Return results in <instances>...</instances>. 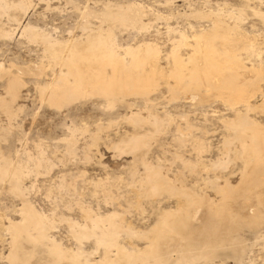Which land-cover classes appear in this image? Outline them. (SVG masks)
Masks as SVG:
<instances>
[{
    "label": "rangeland",
    "instance_id": "374dc122",
    "mask_svg": "<svg viewBox=\"0 0 264 264\" xmlns=\"http://www.w3.org/2000/svg\"><path fill=\"white\" fill-rule=\"evenodd\" d=\"M7 1L15 4L25 2L28 8L26 13L9 11L0 15V72H3V77L0 76V98L12 107L8 114L0 105V158L26 165V173L20 180L23 196L12 193L9 182L0 180V264H10L11 232L6 227L9 221L20 222L23 202L52 220L53 227L48 233L67 249H77L68 221L84 225L85 213L89 211L93 217L116 212L120 218L117 217L115 223L122 222L134 231L147 232L149 241L144 236L129 237L124 233L120 237L126 246L131 240L134 246L143 249L156 236L150 231L159 221L161 211L174 207L177 200L165 192L160 196H145L146 188L142 181L146 177V166L160 169L163 177L173 182L177 189L185 185L189 190L205 193L215 200H219L221 195L208 184L214 177H219L221 186L225 179L232 187L238 185L244 168L241 143L234 140L235 131L221 121L222 118L235 119L234 113L223 100H219L221 98L212 97L203 87L193 91L197 94L194 101L187 91L176 89L174 79L168 77L174 66L170 52L181 34L187 36V40L189 37L188 42H191L195 32L211 28L209 18L201 20L196 15L242 12L240 27L262 48L257 59L253 55L254 59L247 60L241 52L242 61L249 66V61L263 59L264 21L253 11L264 14V0ZM133 5L143 10L141 20L146 26L142 30L101 20L106 11L115 13L118 8ZM84 12L91 16H83ZM224 18L233 24L227 16ZM19 23L59 42L74 36L81 42L89 33L101 29L106 35L109 30L121 54L126 47L153 44L159 51L161 76L154 78L156 83L145 97L130 94L111 103L101 94H85L61 103L59 107L42 102L39 89L50 77L53 56L62 49L56 47L57 52L41 40L31 41L22 36ZM83 27L87 28L83 30ZM3 32L10 36H3ZM83 47L81 45L77 49ZM186 47L179 50L185 61L192 52ZM36 67L47 69L44 76L28 73V69L34 68L35 71ZM13 76L18 80V98L10 104L12 99L6 92L8 81ZM260 86L264 90V82H260ZM145 98L150 100L149 103ZM255 100L257 104L254 101L253 105H258V99ZM234 107L242 108L240 104ZM131 114H138L142 120L132 119ZM248 115L264 126V112L257 110ZM154 116L160 120L158 127L153 124ZM134 135L147 142L146 145L135 152L123 149ZM226 138L229 142L231 138V144L225 141ZM219 158L228 162L225 168L216 169L214 163ZM35 160H41V167L34 165ZM239 197L231 200V210L243 214H235L239 217H234L237 222L222 229L219 243L230 244H213L216 251L210 264H264V205L258 209L260 213L255 218L249 217L245 209L240 211L238 208L242 202ZM23 244H28L27 249L35 250L32 264L47 263L43 245L33 248L27 242ZM82 245L84 250L92 252L93 261L100 260L103 250L101 247L95 250L93 240L84 239ZM195 245L196 253L204 247V244ZM195 264L208 263L198 260Z\"/></svg>",
    "mask_w": 264,
    "mask_h": 264
},
{
    "label": "bare ground",
    "instance_id": "6f19581e",
    "mask_svg": "<svg viewBox=\"0 0 264 264\" xmlns=\"http://www.w3.org/2000/svg\"><path fill=\"white\" fill-rule=\"evenodd\" d=\"M27 8L25 2L15 4L7 0L0 1V15H5L9 11L26 13ZM253 12L264 21V14L255 10ZM142 15V8L133 5L118 8L115 13L106 11L101 16V20L112 25L130 26L142 30L146 26L141 20ZM83 16L90 17L91 14L84 12ZM196 16L201 20L209 18L211 28L197 30L198 32L191 36V42H188L189 37L187 40V36L182 34L179 40L174 41L170 52V56L174 58V66L168 77L174 79L176 89L187 91L191 101H194L197 95L193 91L203 87L212 97L221 98L219 100H223L234 113L235 119L222 118L221 121L235 131L234 140L241 143L244 168L238 185L232 187L227 179H223L224 185L221 186L218 182L219 177L215 175L216 177L208 182L217 194L221 195L219 200H215L205 193L197 194L185 185L184 188L177 189L173 182L163 177L160 169H152L151 166L145 165L146 177L143 181L141 180L146 188L145 196L155 197L165 192L176 197L177 200L174 207L161 211L159 221L151 231L149 230L156 236L143 249L134 246L129 238L128 243L126 241L129 247L126 246L120 237L124 233L129 237L148 238L147 232L134 231L122 222L115 223L114 220L120 216L116 212L93 217L90 211L85 213L84 225L68 221L70 231L77 242V249L76 251L67 249L68 247L65 248L56 243L48 233L53 227L52 220L38 214L30 204L23 202L20 209L22 216L20 222L9 221L6 227V230L11 232V249L8 256L10 264H32L35 250L27 249L28 244H23L25 242L33 248L39 245L45 247L44 252L48 258L46 264H195L198 260H204L210 264L216 251L214 248L216 245L213 244H230L222 241L219 243L222 229L237 222L236 219L234 220L235 214H243L232 212L231 200H236L240 196L242 202L237 200L241 203L236 205L240 211L245 209L249 217L255 218V215L260 213L258 209L264 205V126L253 121L248 113L257 110L264 112V90L260 86V82H264V58L255 61L260 56L259 50L262 48H259L260 44L257 46L254 37V39L248 37L246 31L240 27L242 12L235 14L230 12L226 15L218 12L213 15L201 13ZM225 16L232 20L233 24L226 22ZM19 27L21 35L27 39L41 40L54 51H57L56 47L62 49L59 54L53 56L50 77L39 89L42 102L59 107L61 103H68L76 96H85V94H101L111 103L130 94L145 97L156 83L154 78L161 76L160 55L158 48L153 44L144 43L137 47H126L121 54L109 30L106 31V35L101 29L96 33H89L83 41L81 39V42L75 39V36L65 42H59L47 37L48 35L41 36L28 25L19 23ZM2 35L10 36L4 32ZM262 44L264 45V42ZM81 45L84 47L77 49ZM182 46L192 49L187 61L179 55ZM52 50L49 51L52 52ZM241 52L247 60L253 55H256V59L251 63L249 61L247 66L246 59L245 62L242 61ZM128 58H130L129 61H127ZM45 69L44 67H39L35 71H33L34 68L28 69V73L42 77ZM185 71H187L186 74ZM1 73H3L2 70L0 76L3 77ZM17 82L14 76L8 81L6 93L11 96L10 104L18 98ZM255 99H258V105H253L254 101L257 104ZM145 101L149 103L150 100L145 98ZM237 104H240V108L242 106L241 110L234 107ZM0 105L6 113H11L12 107L9 106V102L0 98ZM130 116L132 119L142 120L138 114ZM153 124L157 127L160 124L156 116L153 117ZM151 136L152 134L149 137ZM229 139L230 142L227 138L225 141L228 140V144H231V138ZM146 143L134 135L123 149L129 148L131 152H135ZM228 144L226 145L229 146ZM238 149L240 152V148ZM224 158H219L214 163L216 169L217 167L225 168L228 165ZM0 160L3 162H0L2 163L0 164V180L9 182L12 193L23 196L24 190L21 188L20 180L26 173V165L3 157ZM33 163L37 167L43 164L41 160H35ZM89 238L94 241L95 250L99 247L103 250L99 261H93L90 256L92 252L82 248V240L86 241ZM193 244H200V246L204 244V247L198 248L199 251L196 253L197 250ZM232 253L234 254L233 251Z\"/></svg>",
    "mask_w": 264,
    "mask_h": 264
}]
</instances>
